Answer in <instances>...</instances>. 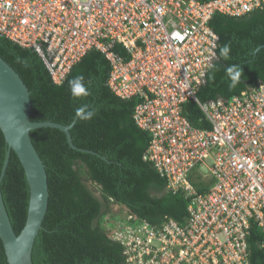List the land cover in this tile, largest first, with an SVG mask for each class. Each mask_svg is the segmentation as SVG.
Here are the masks:
<instances>
[{"label":"built area","instance_id":"1","mask_svg":"<svg viewBox=\"0 0 264 264\" xmlns=\"http://www.w3.org/2000/svg\"><path fill=\"white\" fill-rule=\"evenodd\" d=\"M263 1L0 0V36L33 49L54 83L96 49L109 62V89L142 100L133 117L149 133L143 158L168 191L183 193L186 215L157 226L124 206L105 215L126 264H249L252 224L264 252V81L228 98L197 97L217 60L212 16L238 17ZM189 101L208 128L183 115Z\"/></svg>","mask_w":264,"mask_h":264},{"label":"trees","instance_id":"2","mask_svg":"<svg viewBox=\"0 0 264 264\" xmlns=\"http://www.w3.org/2000/svg\"><path fill=\"white\" fill-rule=\"evenodd\" d=\"M209 25L219 38L217 60L209 68L197 97L200 100L228 98L264 81V47L252 53L264 44V1L238 17L214 14ZM224 45L230 46L227 60L220 57ZM113 50L127 57L119 44ZM0 57L28 87L31 121L49 120L68 125L78 108L88 105L96 110L91 120L77 116L69 128L72 143L78 149L71 148L64 132L57 128L39 127L30 131L33 146L44 164L48 185L46 213L31 251L33 264H126L123 245L110 238L103 220L111 213L112 203L124 205L153 226L164 218L184 222L187 201L183 193L168 191L166 178L143 158L149 133L133 117L136 105L142 100L138 94L123 99L109 89L106 85L109 62L99 50L86 52L61 83L52 81L33 49L3 36H0ZM231 65L242 69L235 88L229 87L231 81L226 71ZM76 75L84 76L88 96L71 95L68 81ZM182 113L192 125L209 127L194 102L185 103ZM6 148L0 129V174ZM0 190L12 227L18 234L27 215L29 186L12 149ZM261 241L262 233L252 224L247 237L249 264H264ZM0 264H8L1 240Z\"/></svg>","mask_w":264,"mask_h":264},{"label":"water","instance_id":"3","mask_svg":"<svg viewBox=\"0 0 264 264\" xmlns=\"http://www.w3.org/2000/svg\"><path fill=\"white\" fill-rule=\"evenodd\" d=\"M261 47H264V44L259 45L252 53H255ZM29 94L28 87L20 75L0 57V129L7 145L0 180L12 149L23 167L29 186L27 215L25 223L18 234L15 233L12 227L0 190V240L8 264H33L31 260L32 246L38 231L42 228V220L47 209L48 185L46 171L39 154L33 146L30 131L39 127L57 128L64 132L69 146L78 149L72 143L69 133V128L76 120L77 115L72 123L68 125L49 120L31 121ZM83 151L95 153L89 150ZM100 157L106 160L105 157Z\"/></svg>","mask_w":264,"mask_h":264},{"label":"clouds","instance_id":"4","mask_svg":"<svg viewBox=\"0 0 264 264\" xmlns=\"http://www.w3.org/2000/svg\"><path fill=\"white\" fill-rule=\"evenodd\" d=\"M229 53H230V46L229 45H224L221 47L220 57L227 60V59H229ZM213 67H214V65H212V64L209 65L210 69ZM226 71H227V74H228L230 81H231L229 87L235 88L237 83L239 82V78L242 74V69L238 65H231L227 68ZM68 85H69L71 95L74 98L85 97V96H88L90 94L89 89L85 83V78L83 75L74 76L72 79H70L68 81ZM95 114H96V110L91 109L88 105H84V106H82L76 110V115L81 120H91L95 116ZM115 204H117V203H115ZM118 205H121V204H118ZM121 206H124V205H121Z\"/></svg>","mask_w":264,"mask_h":264},{"label":"rangeland","instance_id":"5","mask_svg":"<svg viewBox=\"0 0 264 264\" xmlns=\"http://www.w3.org/2000/svg\"><path fill=\"white\" fill-rule=\"evenodd\" d=\"M119 207H122V208H124L123 206H121V205H118V204H115V203H113L112 205H111V213L114 211V212H118L119 210ZM120 212H122V211H120ZM121 218H123V216L121 217ZM109 225H111V226H113L114 225V222H113V220L112 221H110L109 222Z\"/></svg>","mask_w":264,"mask_h":264},{"label":"crops","instance_id":"6","mask_svg":"<svg viewBox=\"0 0 264 264\" xmlns=\"http://www.w3.org/2000/svg\"><path fill=\"white\" fill-rule=\"evenodd\" d=\"M218 97H221V96H218Z\"/></svg>","mask_w":264,"mask_h":264}]
</instances>
